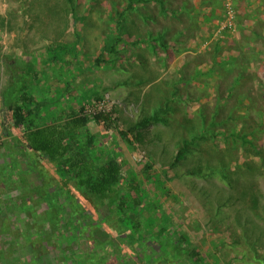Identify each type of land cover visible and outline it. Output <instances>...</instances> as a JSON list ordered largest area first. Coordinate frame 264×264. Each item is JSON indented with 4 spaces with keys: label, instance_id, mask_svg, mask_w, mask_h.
<instances>
[{
    "label": "rangeland",
    "instance_id": "obj_1",
    "mask_svg": "<svg viewBox=\"0 0 264 264\" xmlns=\"http://www.w3.org/2000/svg\"><path fill=\"white\" fill-rule=\"evenodd\" d=\"M127 2L0 0V264H23L19 254L26 249L16 243L28 237L29 228L33 232V224H45L38 195L41 187L53 189L59 182L51 163L13 139L17 132L11 125L7 91L11 72L19 68L30 66L34 71L24 87L31 100L23 104L34 125L87 116L80 134L93 137L95 162L124 161L126 178L135 184L136 194L135 200L126 194L129 216L140 221L145 231L154 223L158 229L173 228L178 235L188 231L196 238L216 205L222 210V204L251 198L252 192L257 199L264 198L261 160L245 155L241 145L243 139H253L264 149L263 29L259 31L263 36L250 38V49H240L238 60L221 65L211 92L198 86L201 81L209 86L211 78L186 80L192 85L183 89L171 76L152 77L157 74L152 66H161L158 59L153 61L156 51L142 42L152 34L157 4L138 0L136 10L124 14L121 27L116 28L118 12ZM222 8L221 24L223 0ZM235 10V29H224L217 37L246 42L235 35ZM257 25L264 28V20ZM112 44L116 54L110 50ZM103 50L107 60L96 65ZM122 54L128 58L121 63ZM99 112L110 116V128L93 119ZM151 116L155 119L132 129L134 123ZM185 141L188 151L171 167L174 152ZM222 156L228 163L225 170L217 167L216 158ZM253 163L257 167L251 168ZM227 186L233 190L226 192ZM74 193L71 210L78 215L85 200L78 191ZM137 201L141 205L132 207ZM216 219L224 221L227 214L217 212ZM192 241L194 247L199 240ZM44 262L40 259L38 264H52L53 259Z\"/></svg>",
    "mask_w": 264,
    "mask_h": 264
},
{
    "label": "trees",
    "instance_id": "obj_2",
    "mask_svg": "<svg viewBox=\"0 0 264 264\" xmlns=\"http://www.w3.org/2000/svg\"><path fill=\"white\" fill-rule=\"evenodd\" d=\"M135 1L128 0L127 8L132 9ZM119 22L118 19L117 24ZM110 50L115 51L113 44ZM105 55V50L100 52L97 65L102 63ZM31 73L34 71L30 66L13 71L7 95L12 98L21 93L19 99L12 102L11 125L24 146L53 165L59 182L53 189L45 186L40 189L38 199L45 212V224H33V232L29 228L31 233L28 237L20 238L16 243L18 248L26 249L19 254L23 257L22 263L38 264L40 259L43 263L49 257L53 259L52 264H202L204 259L191 249V241L182 232L178 235L173 228L169 231L165 226L158 229L154 223L150 224V230L145 231L140 221L129 216L131 207L127 206L126 194L136 199L135 184L126 178L124 161L108 159L102 163L95 162L91 154L93 137L80 134L89 117L75 115L58 123L33 124L28 117L30 112L23 105L31 100L24 91L25 80ZM93 119L102 123L105 129L112 124L110 116L103 112L96 113ZM152 119L155 117H145L134 123L132 129L143 127ZM241 145L245 155L257 156L261 160L259 168L263 169L264 149L260 144L253 139H243ZM188 147L189 142L185 141L176 149L171 167L181 161ZM216 159L217 167L222 165L225 170L228 163L225 164L224 157ZM249 165L257 167L256 163ZM231 190L233 187L227 186L225 191ZM74 191H78L85 200V207L78 215L71 210V197L76 195ZM253 193L250 199H257ZM230 199L229 196L227 200ZM139 205L137 201L132 207ZM209 212L211 214L212 209ZM173 233L176 238L171 235ZM80 254L82 256L78 258Z\"/></svg>",
    "mask_w": 264,
    "mask_h": 264
},
{
    "label": "crops",
    "instance_id": "obj_3",
    "mask_svg": "<svg viewBox=\"0 0 264 264\" xmlns=\"http://www.w3.org/2000/svg\"><path fill=\"white\" fill-rule=\"evenodd\" d=\"M137 1L132 9L127 8V2L118 12L120 22H116V28L119 25L121 27L124 14L136 10ZM153 2L157 4V10L152 17V34L144 37L142 42L150 45L154 53L156 51L153 61L158 59L157 62L161 66H152L157 72L152 77L161 79L167 75L171 76L178 80L177 86L183 89L187 84L192 85L186 80L211 78L209 86L203 81L201 85L198 84L211 92L215 78L221 74V65L238 60L240 49L251 48L253 43L250 38L263 36L259 34L261 29L264 33V28L257 25L264 20V0H234L237 9L235 35L247 40L241 43H235L233 38L225 40L224 37H217L223 17L222 0H167L166 4L163 0ZM137 39L136 42L139 41ZM204 44H208V47L203 48ZM106 57L107 55L104 57L105 61ZM98 58L95 59L96 65ZM127 58L128 54H122L119 61L122 63ZM12 75L13 71L11 80ZM181 80L185 81L181 83ZM149 83L152 85L154 80ZM8 101L12 110V102L16 101V98H8ZM188 107L190 104L187 109ZM13 139L22 144L17 133ZM229 203L222 204L221 207H225L222 210L215 206L213 215H210L207 222L199 227V232H196V238H193V233L184 232L191 241L199 240L194 247L190 246L191 249L200 253L204 259L202 264H264V198H244ZM220 211L227 214L224 221L216 219V214Z\"/></svg>",
    "mask_w": 264,
    "mask_h": 264
},
{
    "label": "built area",
    "instance_id": "obj_4",
    "mask_svg": "<svg viewBox=\"0 0 264 264\" xmlns=\"http://www.w3.org/2000/svg\"><path fill=\"white\" fill-rule=\"evenodd\" d=\"M224 3V21L219 26L217 32L220 33L224 29H235V16H236V10L233 3V0H223Z\"/></svg>",
    "mask_w": 264,
    "mask_h": 264
}]
</instances>
